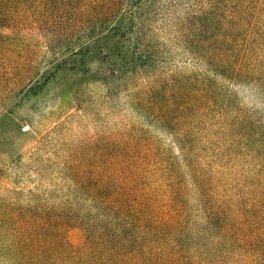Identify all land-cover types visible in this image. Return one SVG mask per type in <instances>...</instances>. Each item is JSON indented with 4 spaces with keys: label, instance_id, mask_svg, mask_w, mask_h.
Listing matches in <instances>:
<instances>
[{
    "label": "trees",
    "instance_id": "16d2710c",
    "mask_svg": "<svg viewBox=\"0 0 264 264\" xmlns=\"http://www.w3.org/2000/svg\"><path fill=\"white\" fill-rule=\"evenodd\" d=\"M85 16L102 20L120 83L151 74L132 102L170 144L139 126L103 138L102 164L71 154L50 194L0 170V264H264V0H0L9 82L33 90L22 33L48 24L56 38ZM172 46L185 67L161 72Z\"/></svg>",
    "mask_w": 264,
    "mask_h": 264
},
{
    "label": "rangeland",
    "instance_id": "374dc122",
    "mask_svg": "<svg viewBox=\"0 0 264 264\" xmlns=\"http://www.w3.org/2000/svg\"><path fill=\"white\" fill-rule=\"evenodd\" d=\"M156 21L157 18L151 22L156 24ZM75 23L69 34L56 38L48 24L41 25L34 33L32 29L22 33V39L35 53L32 62L26 63L33 66L32 76L23 85L33 88L28 94L9 82L7 76L11 70L6 63L10 58L0 54V170L17 187L23 186L22 183L30 188L41 185L42 190H51L46 192L50 194L55 190L54 185L60 188L69 182L62 169L65 163L71 162L68 158L71 154H82L81 161L86 164H102V139L116 138L137 126L170 144L132 102V93L144 88L151 74L144 73L120 83V62L102 57L100 52L102 20L97 23L85 16ZM155 26L154 34L159 32L160 36L152 33L151 37L168 41L171 36L168 30H163L164 23ZM92 35L101 37L98 48H93L91 54L73 55L82 46H94L96 41H92ZM71 55L68 67L57 70L58 64ZM183 61L181 49L172 46L164 55L160 71L182 70ZM242 95L251 106L259 107L249 92L243 91ZM21 162L30 166L21 168ZM46 166L51 169L42 180L29 171L30 167ZM35 180L37 183L33 184Z\"/></svg>",
    "mask_w": 264,
    "mask_h": 264
}]
</instances>
